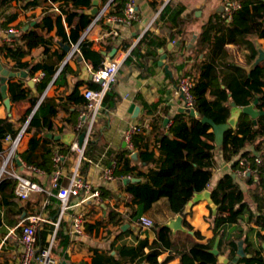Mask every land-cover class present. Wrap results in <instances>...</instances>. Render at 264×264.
Returning <instances> with one entry per match:
<instances>
[{
	"label": "crops",
	"instance_id": "1",
	"mask_svg": "<svg viewBox=\"0 0 264 264\" xmlns=\"http://www.w3.org/2000/svg\"><path fill=\"white\" fill-rule=\"evenodd\" d=\"M35 1L36 5H29L28 8H25L23 0H14L11 10L16 12V18L5 27L15 28L16 34L10 42H5L0 34V45L3 43L12 44L15 40L16 45H22L21 30H31L38 20L45 17L39 26L35 27L44 37L43 43L28 49L27 53L16 58V61L4 53L0 54V65L14 69L13 76L10 75L6 81L7 98L10 99L11 109L6 105L5 99L0 101V118L10 117L20 132L23 126L29 120L31 121L43 101L47 108L50 107V112L40 117L38 122L40 127L30 130L27 126L18 152H25L33 137L40 140V146L36 152L37 157H42L47 147H53L54 153L60 152L63 155L60 165L62 169L60 182L63 185L68 183L69 176L78 160V153L72 150V146L79 144L80 135L85 133L81 130L86 129L89 124L88 119L79 127L80 115L82 112H87L88 116H91V110L86 105L80 109L75 124L73 112L79 104L70 100L69 96L78 88L79 94L85 98L83 92L86 88H91L89 83L93 82L92 73L108 59L125 58L117 82L109 92V94L115 93L120 102L112 111L104 110L103 105L92 128L93 142L87 146V159L81 163L82 176L99 189L100 199H89L81 208L72 207L64 218L71 229L72 215L78 209H83L86 213L85 234L75 235L72 233L74 235L73 244L67 250L69 257L67 263L103 264L101 257L105 256L108 250H110V255L116 257L117 250L124 244L136 245L144 239H147L150 244L154 242L155 231L153 228L143 229L139 226L137 219L140 215L149 217L155 224L161 226L167 225L177 217L171 213L169 202L165 198L153 201L148 208L144 209L143 204L138 202L137 198L127 190V186L131 182H142L144 176H147L151 169L154 171L160 169L161 163L166 158V153L171 151L170 146L159 136L160 132L174 137L171 128L176 118L181 114H186V119L189 115L187 110L181 111L186 107L184 97L178 93L177 87L181 76L184 73H191L195 80H199L202 75H206V79H209L215 73L220 77L222 74H229L230 70L226 66L227 64L248 67L258 56L257 43L264 48V38H258L253 34L243 36L250 41L246 44L241 41L229 40L231 36L227 30L210 27L212 31L206 32L208 29L203 25L211 19L213 20L217 14L226 12L225 4L229 0H173V5L183 4L186 8L181 32L176 34L170 42L172 43L171 48L168 44L166 49L164 47L159 49L160 57L157 61L148 59L144 67L139 68L135 64L136 58L131 60L129 57L134 47L148 31L147 29H154L151 26L160 12L161 0H137L138 18L124 25L108 20L110 15H118L114 12L117 9L115 0ZM104 8H106L104 18L94 22L97 14ZM95 9L97 12L93 13ZM153 31L157 34L160 32L157 29ZM220 39L221 41L225 40L223 44H220ZM173 41L175 42L173 43ZM82 48L89 50V54L86 55ZM72 51L74 53L69 58ZM164 53L167 54V57L163 60V64L168 66L171 73L164 66L159 65V60ZM254 55L255 58H253ZM208 64H212L213 68L205 73V66ZM85 71L90 75L87 80H82ZM42 73L44 76L40 77ZM10 83H16V93H19V89H23L26 96L17 97L14 101L11 97ZM213 94L212 89L209 88L207 98L213 100L215 98ZM145 103L154 104L158 108L153 112L148 111ZM133 104L140 107L137 115L132 110ZM228 104L232 107V111L243 107L235 105L231 99ZM13 108L15 115L12 114ZM256 108L259 110L257 105ZM224 118L223 113L217 115L219 122H222ZM133 125L140 126V131L133 135V141L137 146H134L133 143L135 148L131 150L130 157L132 164L138 165L139 168L134 169V174H130L132 178L128 181H124L127 176L121 175L122 173H119L116 168L114 171L116 179L107 181L102 174L113 161L116 162V155L128 148L125 141L126 133ZM209 131H213V128ZM44 138L49 140L54 138L62 145L69 146L70 152L65 155L60 150L61 144L44 141ZM191 138L197 143L206 140L205 137L197 133H193ZM210 143L217 146V165L214 167L213 177L207 188L211 191L218 185V181L225 173L233 171V167L232 162L225 161L222 157L220 143L216 139ZM9 147L10 142L5 140L4 151L0 152V164ZM255 148L254 145L247 147L252 151H255ZM142 152H149L155 161H144ZM133 153H138V156L133 158ZM21 160L28 164L22 158ZM20 164L21 162L18 163L19 170L43 186L46 192H34L27 200L19 199L16 194L14 197L5 198L0 193V264H17L18 262L22 250L20 243L22 219L29 216H40L53 222L59 214V199L56 196V190L51 188L54 170L48 173L43 169L45 174L38 175L23 168ZM139 173L144 175H139ZM252 175L254 176L255 173L252 172ZM233 176L245 192L244 200L253 211H256L257 185L249 184L246 176H241L238 173H234ZM254 178L256 180V176ZM82 195V198L72 202L73 206L83 199L84 194ZM54 197L57 199H53ZM38 209L42 213H33ZM216 209L214 210L206 199L196 201L190 210L191 213L186 217L194 229L185 228L183 231L172 229L173 238L180 245L187 247L194 240L206 243L215 237V245L220 253L221 263L238 264L237 258L231 262L228 257L229 238L243 231L244 235L250 234L251 238L256 241V235L251 234L249 229L254 227L259 230V228L244 218V220L239 219L237 223H225L220 226L219 235L216 236L211 214ZM233 211V208L228 209L226 215H231ZM112 212L116 214L115 217ZM44 223L52 225L49 222H43L41 228ZM195 231L201 233L203 237L201 240L192 238ZM187 233L192 237L187 236ZM238 245L241 255L244 253L245 241H239ZM149 249L150 247L145 248V252H149ZM60 251V247H57L56 255L59 264L65 261L61 259ZM226 258L228 261L224 262ZM158 260L161 264H180L179 257L173 256L169 249L163 251ZM124 261H126L125 264H143L138 260Z\"/></svg>",
	"mask_w": 264,
	"mask_h": 264
},
{
	"label": "trees",
	"instance_id": "2",
	"mask_svg": "<svg viewBox=\"0 0 264 264\" xmlns=\"http://www.w3.org/2000/svg\"><path fill=\"white\" fill-rule=\"evenodd\" d=\"M14 0H0V27L7 26L16 18V12H13L12 2ZM90 1V0H89ZM241 7L237 10L230 21L227 20L225 12L217 14L214 19L207 22L203 27H207L206 32L212 31L210 27H217L218 30H227L230 32V39L234 42L250 43L248 36L253 34L258 38H264V0H238ZM25 8L29 5H36L35 0H23ZM128 0H115L117 9L114 11L118 15H123L124 7ZM185 6L183 4L168 3L162 8V12L153 22L154 29L160 30L157 34L152 29L148 31L140 39L139 43L134 47L129 59L136 58L135 64L139 68H143L148 59L158 60L160 57L159 49L167 48L168 44L175 38V35L181 32V27L184 22ZM252 10H254L252 12ZM45 17L38 20L34 28L31 30H21L20 39L22 45H16V40L12 44L3 43L0 45V54L14 59L20 58L27 53L28 49L38 46L44 42V37L39 34L35 27L39 26L40 22ZM215 20V21H214ZM215 25V26H214ZM238 35V36H237ZM225 40L220 39V44ZM84 46V45H83ZM84 49V53L89 54V50ZM255 58V55L254 57ZM230 72L229 74H213V77L206 79V75H202L199 80H196L193 95L194 109L196 115L181 114L176 118L171 131L174 137L160 132L162 140L170 146L171 151L166 153V158L161 163L159 170H150L147 176H144L142 182L128 183L129 190L137 201L143 204L144 209L148 208L153 201L160 198H165L169 202L171 213L176 217L183 216L184 227L193 230L192 224L187 221L186 217L191 211L186 212V206L196 193L205 191L211 183L214 167L216 162L217 146L210 141H215V133L209 131L212 126L202 119L204 116L215 120L218 123L226 122L232 112V107L228 104L230 99L235 105L247 106L257 101L259 110H264V62L259 64L249 73L244 66L235 64L226 65ZM3 67L11 72L12 68L3 65ZM205 73L212 70V64L205 66ZM1 74V73H0ZM223 85V86H222ZM89 86L92 89H98L99 84L90 82ZM2 83L0 80V101L5 98L2 94ZM11 97L15 101L17 97H25L23 89H19L16 93V83H10ZM209 88L212 89L214 99L207 98ZM217 89V90H216ZM42 90V88H41ZM70 100H74L78 107L73 112L76 124L80 109L86 107L88 100L79 94L78 88L69 96ZM36 101V100H35ZM120 99L115 94H107L104 100V110H115ZM148 111H154L158 108L154 104H147ZM50 110L43 101L38 110L33 115L28 129L40 127L38 124L40 117L46 115ZM224 114L225 118L222 122L217 119L218 114ZM236 128L229 127L224 134V139L221 144L222 157L225 161L232 162L233 171L227 172L218 181V185L211 190L212 200L217 205L215 212L211 213L214 220L215 235L218 236V229L225 223H237L239 219L248 220L254 223L259 230L254 227L249 229L251 234L256 235L255 239L249 235H244L243 231L238 232L235 236L230 237L229 246L230 252L228 257L231 262L237 258L238 264H264V114L259 116L256 122L247 114H242L238 120ZM82 129L81 132H85ZM19 129L16 128L15 122L10 118H0V152L4 151L3 143L8 136L16 137ZM197 133L205 137V141L197 143L192 141V134ZM93 134L89 139V144L93 142ZM132 142L134 146L136 142ZM44 141L61 144L55 139L44 138ZM254 145L255 151L248 150L247 147ZM40 146V140L33 137L30 140L29 148L18 155L28 164L38 166L48 173L54 170L53 162V147H47L42 157H37L36 152ZM60 150L67 155L70 152L69 146L61 144ZM131 150L129 148L122 150L116 155V165L118 172L121 175H130L134 169H138V165L132 164L130 157ZM144 161L153 162L155 158L149 152H142ZM250 168L251 172L247 173L246 179L249 184L257 185L256 190V211H253L249 204L244 200L245 192L241 189L239 183L235 180L233 174L238 171ZM255 173L256 180L252 175ZM134 174V173H133ZM139 175H142L139 173ZM144 175V174H143ZM142 175V176H143ZM17 180L10 176H4L0 180V193L6 197L15 196V188ZM82 194L73 195L71 203L82 198ZM57 199V198H53ZM233 208L231 215H226L228 209ZM112 215H115L112 212ZM141 216V215H140ZM54 226L44 223L38 231V244L44 246L48 235L53 231ZM153 230L156 233V239L152 244L147 239L141 240L138 244H124L117 250V256L110 255V250L102 256L103 264H125L126 261L138 260L143 264H161L158 257L163 251L171 250L173 256L179 257L180 264H222L220 253L215 254L212 250L215 247V237L209 239L206 243L194 240L190 246L180 245L173 238V231L167 225L161 226L155 224ZM123 233V232H122ZM223 236L222 234H220ZM73 234L67 222L62 220L57 231L58 246L61 251L60 257L62 260L69 261L67 254L68 248L73 244ZM187 236H191L187 233ZM192 237V236H191ZM194 239L201 240L203 237L199 231H195ZM245 241V249L243 254H239V241ZM150 247L149 252H145V248ZM57 250V249H56Z\"/></svg>",
	"mask_w": 264,
	"mask_h": 264
},
{
	"label": "built area",
	"instance_id": "3",
	"mask_svg": "<svg viewBox=\"0 0 264 264\" xmlns=\"http://www.w3.org/2000/svg\"><path fill=\"white\" fill-rule=\"evenodd\" d=\"M173 0H161V8L168 4L172 3ZM240 2L229 0L225 4L227 20L230 21L234 13L239 10ZM160 12L157 14L155 19L158 18ZM106 13V8L101 10L95 21H98L104 18ZM138 7L137 0H128L124 8V15H110L108 17L109 21L117 22L121 25L129 24L133 20L138 18ZM107 20V16H106ZM0 34L3 36L5 42H10L13 40L16 30L13 27H0ZM175 41H173L174 43ZM74 51L69 55V58L72 57ZM125 61V58H111L106 60L103 65L92 73V81L99 84L98 89L86 88L83 92L84 97L88 100V108L91 110V116H88L87 112H82L80 115V126L82 123L89 121V124L85 131V137L82 145L74 144L72 150L78 153V160L74 166L68 183L66 185L61 184L60 179L62 176L61 162L63 155L56 151L53 156L54 161V171L52 172L51 188L56 190V196L59 199L60 209L57 219L55 221H49L40 216H29L22 219L21 226V236L20 243L22 250L19 254L17 264H59L58 257L56 255V249L58 246L57 231L60 226V223L69 210L72 207H80L89 199H100L101 193L99 189L89 180L85 179L81 174V163L85 161L86 158V149L89 144V139L91 131L95 121L98 118V115L103 109L104 100L107 94L112 90V86L117 82L121 67ZM44 76V73L40 75ZM195 77L191 73H184L179 82H178V93L184 97L185 106L188 109L194 108V95L193 88L195 85ZM12 114L15 115L14 108L12 109ZM28 123H26L16 137L8 136L7 141L10 142V147L5 154L3 161L0 164V180L4 176H10L17 180V185L15 188L16 196L21 200H27L30 195L34 192L42 193L46 192V189L41 186L38 182L26 176L21 170H19L18 163L23 168H26L33 174L42 175L45 174V171L35 165L25 164L22 162L20 156L18 155L19 147L23 139L24 133L27 129ZM140 131V126L133 125L126 133V146L130 150H133L132 138L133 135ZM117 168L116 162L113 161L111 166L106 168L103 172V178L107 181H113L116 179L114 174L115 169ZM250 168L245 170L238 171L237 173L241 176H246L247 173H250ZM131 175L125 177L124 181L131 180ZM84 194L83 199H81L74 206L71 203V197L73 195ZM85 211L83 209H78L72 215V233L75 235H84L85 234ZM43 222L51 223L54 228L53 231L49 234L47 241L44 246H39L38 244V231L41 228ZM137 222L139 226L143 229L153 228L155 223L148 217L141 215L138 217Z\"/></svg>",
	"mask_w": 264,
	"mask_h": 264
},
{
	"label": "water",
	"instance_id": "4",
	"mask_svg": "<svg viewBox=\"0 0 264 264\" xmlns=\"http://www.w3.org/2000/svg\"><path fill=\"white\" fill-rule=\"evenodd\" d=\"M96 12H97V9H95L93 11V13H96ZM171 47H172V43H169V48H171ZM257 47H258V56L255 58V60L248 67H246V69H247V71L249 73H251L254 68L258 67L259 64L264 62V48L261 47V45L258 44V43H257ZM166 57H167V54L164 53L161 56V59L159 60V65L160 66H164L168 70V72L171 73V71L168 68V66L166 64H163V60ZM0 73H1L0 80H1V83H2V87H1L2 94H3L4 98H5L6 105L8 106L9 109H11L10 99L7 98L6 81H7L8 77L10 75L13 76V72H10L9 70L5 69L2 65H0ZM87 73H88L87 71L84 72V76L81 78L82 80H87L89 78L90 74H87ZM91 78H92V76H91ZM256 105H257V102L255 101L253 104H250V105H247V106H243L241 108L234 109L231 112V114L228 117L226 122L218 123L215 120H213L211 118H208L206 116L203 117L202 121L206 122V123H208L209 125L212 126L213 132L215 133L216 140L221 145L222 142H223V139H224L225 131L229 127L236 128L237 125H238L237 124L238 120H239V118L241 117V115L243 113L249 115L252 118L253 122H256L258 117L264 114V110H258L256 108ZM131 107H132V110L135 111V114L137 115L138 112L140 111V107H137L134 104ZM185 110L190 112L191 115H193V116L197 114L194 108L193 109H188L187 107H184V108L181 109L182 112H184ZM29 122H30V120L27 123L29 124ZM84 137H85V133L80 135V137H79V145H82ZM137 156H138V153H133V155H132L133 158H136ZM205 199L207 201H209V203L211 204L212 208L215 210L217 205L212 200L211 191L206 189L205 191H203L201 193L195 194V196L190 201H188L189 203L186 206V212H189L192 209V207H193V205H194V203L196 201L205 200ZM183 222H184L183 221V216L182 215H178L175 219L171 220L168 223V226L171 229L175 230V231H178V230H182L183 231V230H185ZM212 251L215 254L219 253L216 245H215V247L213 248ZM226 261H228L227 258L225 259L224 262H226ZM60 264H68V263H67V261H62Z\"/></svg>",
	"mask_w": 264,
	"mask_h": 264
},
{
	"label": "rangeland",
	"instance_id": "5",
	"mask_svg": "<svg viewBox=\"0 0 264 264\" xmlns=\"http://www.w3.org/2000/svg\"><path fill=\"white\" fill-rule=\"evenodd\" d=\"M26 202H28V201H26ZM26 202H24L25 204H26ZM26 206V205H25ZM35 211V210H34ZM36 212H38V213H36ZM42 213V211H40L39 209L37 210V211H35V212H33V213H35V214H39V213Z\"/></svg>",
	"mask_w": 264,
	"mask_h": 264
}]
</instances>
